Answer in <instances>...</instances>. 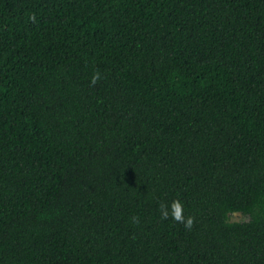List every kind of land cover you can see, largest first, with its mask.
<instances>
[{"label": "trees", "instance_id": "1", "mask_svg": "<svg viewBox=\"0 0 264 264\" xmlns=\"http://www.w3.org/2000/svg\"><path fill=\"white\" fill-rule=\"evenodd\" d=\"M0 264H264V0H0Z\"/></svg>", "mask_w": 264, "mask_h": 264}, {"label": "clouds", "instance_id": "2", "mask_svg": "<svg viewBox=\"0 0 264 264\" xmlns=\"http://www.w3.org/2000/svg\"><path fill=\"white\" fill-rule=\"evenodd\" d=\"M98 79H100V73L97 72L92 77V82L95 83ZM160 214L162 218L167 219L169 216L172 219L182 222L185 227L191 228L194 218L191 216L184 215V206L182 201L179 199H174L170 205L168 204H161L160 206Z\"/></svg>", "mask_w": 264, "mask_h": 264}, {"label": "rangeland", "instance_id": "3", "mask_svg": "<svg viewBox=\"0 0 264 264\" xmlns=\"http://www.w3.org/2000/svg\"><path fill=\"white\" fill-rule=\"evenodd\" d=\"M232 221H245L248 220V216L240 212H234L230 215Z\"/></svg>", "mask_w": 264, "mask_h": 264}]
</instances>
